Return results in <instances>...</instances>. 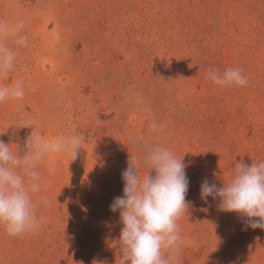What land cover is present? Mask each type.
I'll list each match as a JSON object with an SVG mask.
<instances>
[{"label":"rangeland","instance_id":"1","mask_svg":"<svg viewBox=\"0 0 264 264\" xmlns=\"http://www.w3.org/2000/svg\"><path fill=\"white\" fill-rule=\"evenodd\" d=\"M0 24L15 53L0 86L25 92L0 102V140L23 155L32 132L85 137L75 157L49 153L38 166L33 201L46 222L19 236L0 225V264H124L109 206L131 156L141 178L155 175L144 158L156 146L190 181L177 264H264V229L200 196L205 179L222 187L237 163L264 161V0H0ZM209 68H239L248 84L218 86ZM158 90L173 106L155 104ZM176 110L187 117L178 129Z\"/></svg>","mask_w":264,"mask_h":264},{"label":"clouds","instance_id":"2","mask_svg":"<svg viewBox=\"0 0 264 264\" xmlns=\"http://www.w3.org/2000/svg\"><path fill=\"white\" fill-rule=\"evenodd\" d=\"M6 31L7 27L0 24V32ZM19 31V28L13 29L14 33ZM16 43H26L25 38L19 36ZM14 61L15 53L0 45V77L7 76ZM207 79L221 87L248 84V78L239 68H229L223 73L209 68ZM24 95L22 83L0 86V102ZM37 124L36 120H28L24 126L36 128ZM84 139L79 133L45 141L42 135L32 132L25 138L23 155L19 149L14 153L9 144L0 140V225L7 234L19 236L34 232L46 222L45 217L37 216V204L33 201L34 194L41 191V174L37 168L49 153L65 152L75 157ZM144 159L155 175L148 172L141 178L131 156L122 172L123 196L115 197L109 206L112 212L119 210L123 224L119 238L122 260L124 264H177L183 244L177 221L188 207L187 166L163 146L153 147ZM200 196L206 202L209 196L219 197L221 211L240 213L247 218V227L264 229V161L251 166L237 163L231 178L222 187L205 179ZM42 203L46 205L47 201Z\"/></svg>","mask_w":264,"mask_h":264},{"label":"trees","instance_id":"3","mask_svg":"<svg viewBox=\"0 0 264 264\" xmlns=\"http://www.w3.org/2000/svg\"><path fill=\"white\" fill-rule=\"evenodd\" d=\"M154 70H156V68H154ZM152 73V72H151ZM158 74V73H157ZM158 77L160 78V74H158ZM158 82L160 81L159 79L157 80ZM148 90L150 91L151 88H145V90ZM159 93V97L157 98L155 104L156 105H161V104H164L165 102L167 101H170V104L171 106H173L174 102L172 101V96H169L170 92H160L159 90L157 91ZM171 95V94H170ZM189 109L192 111V112H189ZM187 110L188 114L190 115H196L195 111H193L191 108H189ZM174 113V117L173 119L175 120L176 122V128L178 129L179 127H181L182 125H186V120H187V117H186V111L183 112V111H180V110H176ZM195 113V114H194ZM209 121V123L206 125H204V128L206 130V128L208 130H212V132L216 129V123L217 121L213 120L211 116L208 117L207 119ZM201 121V120H199ZM218 124V123H217Z\"/></svg>","mask_w":264,"mask_h":264}]
</instances>
